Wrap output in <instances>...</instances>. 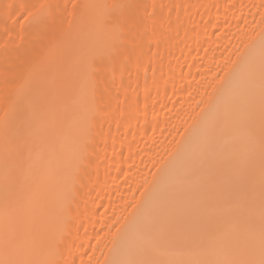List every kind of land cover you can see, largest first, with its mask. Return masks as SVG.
<instances>
[{
	"label": "bare ground",
	"instance_id": "obj_1",
	"mask_svg": "<svg viewBox=\"0 0 264 264\" xmlns=\"http://www.w3.org/2000/svg\"><path fill=\"white\" fill-rule=\"evenodd\" d=\"M262 257L264 0H0V264Z\"/></svg>",
	"mask_w": 264,
	"mask_h": 264
},
{
	"label": "snow or ice",
	"instance_id": "obj_2",
	"mask_svg": "<svg viewBox=\"0 0 264 264\" xmlns=\"http://www.w3.org/2000/svg\"><path fill=\"white\" fill-rule=\"evenodd\" d=\"M42 7H47V8H51L52 6L49 5V6H42ZM29 16L32 17L33 14L32 13H29ZM25 19H28V17H25ZM34 20H39V17H33ZM245 264H254V262H245ZM259 264H264V257H262V259L259 261Z\"/></svg>",
	"mask_w": 264,
	"mask_h": 264
}]
</instances>
